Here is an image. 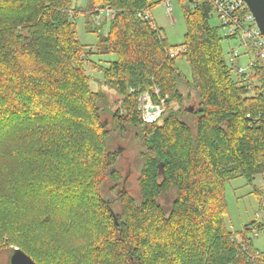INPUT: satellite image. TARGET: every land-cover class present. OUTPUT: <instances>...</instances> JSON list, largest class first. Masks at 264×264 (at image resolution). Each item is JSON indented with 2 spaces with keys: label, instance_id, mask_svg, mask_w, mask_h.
Returning a JSON list of instances; mask_svg holds the SVG:
<instances>
[{
  "label": "trees",
  "instance_id": "trees-1",
  "mask_svg": "<svg viewBox=\"0 0 264 264\" xmlns=\"http://www.w3.org/2000/svg\"><path fill=\"white\" fill-rule=\"evenodd\" d=\"M91 2L114 12L107 34L87 25L96 49L77 38L74 0H0V248L37 264H264L242 256L225 220L226 185L264 175V63L248 81L232 76L206 0H179V47L145 18L151 0ZM87 66L120 97L110 124ZM146 94L164 101L160 121L143 120ZM130 129L144 144L139 198L120 187L122 150L110 148Z\"/></svg>",
  "mask_w": 264,
  "mask_h": 264
},
{
  "label": "rangeland",
  "instance_id": "rangeland-1",
  "mask_svg": "<svg viewBox=\"0 0 264 264\" xmlns=\"http://www.w3.org/2000/svg\"><path fill=\"white\" fill-rule=\"evenodd\" d=\"M154 4L153 8L149 11L152 21L162 30L163 35L167 38L169 45L172 47H179L185 43L186 25L184 19L183 5L179 0H173L172 5L174 11L171 17L166 8L163 6V0H151ZM187 3V2H186ZM103 4L97 2L92 3L91 0H74V5L70 9V19L74 23L75 31L78 40L82 45L96 49L98 44V36L96 33L87 32L88 28L96 27L101 28V31L105 34L110 31V21L107 20L105 13L101 15L102 20L99 24H96L92 19V12H96L98 9H103ZM184 7L192 10L193 4L187 3ZM77 8V9H76ZM95 15H93L94 17ZM88 23V24H87ZM210 25L213 28H220V21L216 14L212 12L210 19ZM241 46L238 40L223 39L222 49L227 59L232 50H237L240 54L244 53V50H238ZM179 49V48H178ZM177 49V50H178ZM228 55V56H227ZM253 59V55L240 57L237 64H246L249 59ZM94 61L101 62L102 65L107 66L106 61H112L111 57H94ZM180 71L188 77L190 80L193 79V72L185 59H179L177 61ZM86 72L91 76L92 90L95 92H103L110 105V110L104 114V119H108L109 124L111 123L112 111L117 110L120 107V97L110 87L106 86L103 82L102 75L86 67ZM235 78V75L232 73ZM149 96L146 94L141 99L140 107L142 110L144 106L148 104ZM197 107L196 95L193 96V100L187 102L185 108ZM163 113L161 114V116ZM142 118L145 121L146 115L142 111ZM161 118V117H160ZM159 118L158 121L161 119ZM109 131H112V126L109 125ZM113 132V131H112ZM110 148L113 151L122 150L120 159L117 165V169L120 171L122 176L121 188L124 187L126 191L133 197L139 198L140 191L138 186V180L143 167V162L140 157V153L144 148L142 132L140 130H133L127 133V135L120 137L111 133ZM120 188V189H121ZM264 188V175L258 176L253 183H248L244 178H237L231 183L226 185V203L228 206V213L225 217L227 228L231 232L240 233L244 230L245 226H248L251 222L256 221L257 213L259 212V203L262 197L258 191ZM119 190V189H118ZM115 195L112 194L111 200L115 203ZM175 198V193H170L163 196L161 204L165 209H170ZM118 202H116L117 204ZM263 233H260L258 241L255 243L256 247L260 250H264L263 245ZM16 248L13 245H4L0 248V264H10V257L12 250Z\"/></svg>",
  "mask_w": 264,
  "mask_h": 264
},
{
  "label": "built area",
  "instance_id": "built-area-1",
  "mask_svg": "<svg viewBox=\"0 0 264 264\" xmlns=\"http://www.w3.org/2000/svg\"><path fill=\"white\" fill-rule=\"evenodd\" d=\"M173 0H163L162 4L166 8L167 13L172 16L174 11ZM212 7L213 12L216 14L220 21V30L225 39L238 40L241 46L238 50H244L243 54H240L237 50H232L226 59L228 66H230L232 73L235 75L238 81H248L250 77L256 74L257 62L264 63V35L258 29L254 16L252 15L248 5L244 0H206ZM194 2V7H195ZM95 15V21L100 22L102 20L101 15L105 13L107 20L114 18V12L107 7L102 10H97ZM146 19H150L149 13L145 15ZM253 55V59H249L246 64L239 65L237 61L240 57ZM172 56H174L172 54ZM158 89L154 92L159 94ZM149 96V95H148ZM156 107L155 112H150L149 109ZM142 109V108H141ZM144 114L146 115L145 122L153 123L157 122L164 112V101L161 105H156L152 102L150 96L148 104L144 106ZM262 197L259 203V212L257 213L256 221L251 222L248 226H245L244 230L233 239L239 246V250L243 257L248 261H263L264 262V250H260L256 247L255 243L260 237V233L264 236V188L258 191ZM243 236L245 237L243 239ZM264 245V237H263Z\"/></svg>",
  "mask_w": 264,
  "mask_h": 264
},
{
  "label": "water",
  "instance_id": "water-1",
  "mask_svg": "<svg viewBox=\"0 0 264 264\" xmlns=\"http://www.w3.org/2000/svg\"><path fill=\"white\" fill-rule=\"evenodd\" d=\"M248 5L252 15L254 16L256 25L261 33L264 35V0H244ZM156 107L150 108V112H155ZM188 112H194V107L187 109ZM160 173L162 174L163 166L159 164ZM10 264H37L30 256L24 251L15 248L10 257Z\"/></svg>",
  "mask_w": 264,
  "mask_h": 264
}]
</instances>
